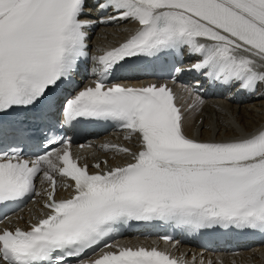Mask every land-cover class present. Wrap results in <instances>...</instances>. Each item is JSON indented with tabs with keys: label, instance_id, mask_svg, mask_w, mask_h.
Returning a JSON list of instances; mask_svg holds the SVG:
<instances>
[{
	"label": "snow or ice",
	"instance_id": "snow-or-ice-1",
	"mask_svg": "<svg viewBox=\"0 0 264 264\" xmlns=\"http://www.w3.org/2000/svg\"><path fill=\"white\" fill-rule=\"evenodd\" d=\"M85 4L0 0V129L23 124L11 118L29 109L41 119L59 110L64 124L114 123L126 139L136 137L137 150L104 144L128 159L90 166L73 157L69 138L49 139L60 147L31 158L18 147L0 148V215L39 195L38 177L50 189L46 214L27 228L0 229V264H188L155 246L110 242L131 221L191 232H264V126L200 139L186 133L185 111L166 83H110L125 64L179 54L193 63L176 73L195 71L211 83L255 92L264 85V0H94L99 21L81 18ZM117 21L136 27L91 57L96 79L74 91L79 62L88 57V30ZM199 84L185 89L194 96L188 109L203 103ZM57 177L66 178L68 198H56Z\"/></svg>",
	"mask_w": 264,
	"mask_h": 264
},
{
	"label": "bare ground",
	"instance_id": "bare-ground-1",
	"mask_svg": "<svg viewBox=\"0 0 264 264\" xmlns=\"http://www.w3.org/2000/svg\"><path fill=\"white\" fill-rule=\"evenodd\" d=\"M123 30L120 27L109 26L101 31L97 38L98 46H105L119 40ZM208 110L203 117V124L199 123L193 133L200 139H225L234 135H242L260 128L264 120V100L251 101L236 106V102H227L226 98L210 99ZM113 151V150H112ZM111 155H114L112 153ZM119 158L118 154H115ZM111 157V156H110ZM264 264V250L251 252L248 259L231 260L230 264Z\"/></svg>",
	"mask_w": 264,
	"mask_h": 264
}]
</instances>
